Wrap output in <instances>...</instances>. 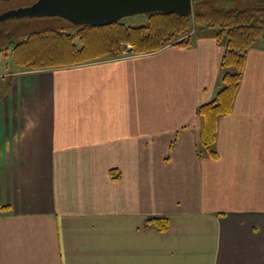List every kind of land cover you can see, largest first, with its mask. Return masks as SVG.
<instances>
[{
	"label": "crops",
	"instance_id": "1",
	"mask_svg": "<svg viewBox=\"0 0 264 264\" xmlns=\"http://www.w3.org/2000/svg\"><path fill=\"white\" fill-rule=\"evenodd\" d=\"M223 51L0 68V264H264V30L208 147Z\"/></svg>",
	"mask_w": 264,
	"mask_h": 264
},
{
	"label": "trees",
	"instance_id": "2",
	"mask_svg": "<svg viewBox=\"0 0 264 264\" xmlns=\"http://www.w3.org/2000/svg\"><path fill=\"white\" fill-rule=\"evenodd\" d=\"M195 1L197 0H192V3ZM192 5L194 7V3ZM196 6L192 16L193 20L198 22L199 28L194 36L215 38L224 47L221 66L231 68L230 71H225L223 75L224 85L217 97L199 108L203 143L209 147L214 137L217 116L228 112L231 108L244 51L261 36L264 30V0H252V5L245 8L215 7L207 1L196 3ZM150 14L173 21V24L170 27L161 25L159 29H152L149 25L128 27L122 23L120 18L107 25H79L85 27L87 31H93L102 36L100 41L103 45L110 43L116 46V49L118 47L120 49L121 42H125L130 43L137 50H150L152 52L164 47H161L164 39H169V36L175 35L171 29L176 26V23L185 26L190 21V14L160 11ZM144 29H148L149 34L145 35ZM72 39L71 34L59 30L50 29L33 32L28 39L18 42L12 47V55L18 64L39 69L61 66L67 62L66 60H76L81 55L93 56L91 52H86L92 43V39L84 37L82 40L85 42L80 48H76ZM189 44H191L190 38L169 45L187 46ZM61 45L68 47L67 50L60 51ZM149 221H153L159 226L162 225V227L166 223L165 219L162 218H152Z\"/></svg>",
	"mask_w": 264,
	"mask_h": 264
},
{
	"label": "rangeland",
	"instance_id": "3",
	"mask_svg": "<svg viewBox=\"0 0 264 264\" xmlns=\"http://www.w3.org/2000/svg\"><path fill=\"white\" fill-rule=\"evenodd\" d=\"M35 0H0V14L4 11L12 8H17L20 6H26L31 4ZM209 2L215 7H225V8H245L252 5V0H197L194 3V7L192 5V12L190 14V21L185 26L176 23V26L172 28L173 32H175L174 36H169V39H164L162 46L176 43L177 41L185 40L193 38L195 33L199 28L198 22L193 20V10L197 8L196 3L199 2ZM192 3V4H193ZM196 6V7H195ZM122 23L128 27L138 26V25H149L150 28L159 29V26L166 25L170 27L173 24V21H168L163 19L162 17L150 14V13H139L130 16H124L121 18ZM202 24V23H201ZM59 30L65 33H69L72 35V40L76 45V48H80L84 44V37L92 39V43L86 50L87 53L91 52L93 56L85 57L81 55L76 60H66L65 64L61 66L54 67H64L65 66H74L87 62H93L103 59H116L123 58L127 56H134L139 54L148 53L150 50L142 51L135 49L130 43L121 42V47L116 49V46L107 43L103 45L100 41V37L93 31H87L85 27L80 25H75L69 22L66 19L56 16H43V17H20V18H8L0 21V68L11 67L14 64L17 67L25 68V69H39L36 67H27L26 65L18 64L12 53V47L15 46L16 43L22 42L29 38V35L33 32L41 31V30ZM146 34H149L148 29H144L143 31ZM119 44V43H118ZM88 44L86 43V46ZM60 51L67 50L68 47L65 45H61ZM58 49V47H57ZM151 52V51H150ZM41 69V68H40ZM120 164V163H119ZM120 167V165H119ZM120 169V168H119ZM114 171L111 169L110 174L113 175ZM114 176V175H113ZM121 176V172L119 170V177ZM159 226V225H158ZM163 228L162 225L159 226Z\"/></svg>",
	"mask_w": 264,
	"mask_h": 264
},
{
	"label": "water",
	"instance_id": "4",
	"mask_svg": "<svg viewBox=\"0 0 264 264\" xmlns=\"http://www.w3.org/2000/svg\"><path fill=\"white\" fill-rule=\"evenodd\" d=\"M191 14L192 0H35L0 14L8 18L56 16L89 25L111 24L124 16L151 12Z\"/></svg>",
	"mask_w": 264,
	"mask_h": 264
}]
</instances>
